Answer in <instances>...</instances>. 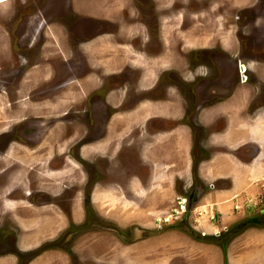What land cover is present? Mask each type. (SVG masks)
Returning <instances> with one entry per match:
<instances>
[{
	"label": "rangeland",
	"instance_id": "374dc122",
	"mask_svg": "<svg viewBox=\"0 0 264 264\" xmlns=\"http://www.w3.org/2000/svg\"><path fill=\"white\" fill-rule=\"evenodd\" d=\"M122 1L0 0V54L3 51L0 55L3 119L0 117V132L5 131L3 134L8 142L6 150L0 153V169L12 166L5 181L10 179L9 182L15 184V172H20L43 189H39L36 196L27 198L30 203L27 205H24L25 201L12 202L1 198L0 213L4 212V215L0 214V242L12 239L16 234L12 232L16 220L21 224L22 232L24 227L33 229L36 226L40 237L45 239L39 242L43 245L50 243L45 246L50 249H40L43 264L51 257L50 264H223V248L227 264H264V184L261 200L253 214L237 218L220 232L217 229L211 231L212 220L208 217L194 223L191 211L186 209V194L179 199V207L186 209L185 212L170 217L171 208L177 203V184L171 197L158 203L154 199L157 193L168 196L170 187H173L171 180L165 182L164 175L174 178L172 160L160 162L156 157L158 144L155 139L160 134L155 133L168 128L179 131L183 124L193 127L194 135L197 111L216 108L226 99L227 92L247 102V111L252 114L257 111H253L257 104L264 103V76L261 75V71L264 72V0H124V7H119L117 2L121 4ZM111 20H115L114 24L109 22ZM44 21L46 24L42 27L40 22ZM136 22L140 24L137 25L140 31L125 34L121 26ZM102 32V36L108 38L113 34L114 40L107 45V42L100 43L93 38ZM54 37L65 52L56 55L46 52ZM109 57L113 58L111 69L105 66L110 63ZM92 59L97 61L92 63ZM238 59L240 65L249 66L245 72L247 80H242L236 72ZM148 68L156 70L155 79L141 85L139 77ZM27 72L34 77L33 81L26 76ZM217 79L219 86L214 87L213 80ZM79 80L84 83L93 81L91 86L87 83L89 87L77 93L75 84ZM157 81L156 87L147 89ZM120 90L125 91L116 92ZM129 97L132 100L127 101ZM168 98L181 103L185 111L183 117H177L175 121L159 118L154 122L155 119L147 121L148 110L140 114L142 104L148 99L154 102ZM59 101H64V105L68 103L71 110L68 112L67 107H61ZM58 105L59 113L54 114ZM181 106L177 105L180 111ZM51 109L53 116L49 113ZM25 116L28 117L23 119ZM104 117L108 118L106 128L103 127ZM66 119L69 124L63 123ZM94 121L99 124V132L93 127ZM216 125L223 127L224 122ZM46 126L53 128L52 134L43 140L47 146L52 145L60 151L64 146L60 142L62 138L52 135L54 132L61 135V129L66 126L71 131H80L75 135L76 139L82 134L86 140L98 139L100 148L97 146L98 150L86 152L91 155L83 164L85 174L74 167L77 165L72 159L70 162L65 160V170L48 171L44 163L48 160V147L39 149V144L35 154L24 148L35 130L40 135L38 144L43 133L50 130ZM12 139L22 148L11 142ZM199 148L194 139V151ZM22 149L24 151L20 152ZM71 155L73 157V153ZM201 156L207 155L203 153ZM84 178L88 183L83 195L75 190V194L72 191L63 193L64 185L82 189L78 180ZM23 188L28 187L25 184ZM64 194L75 195L73 213L65 209L67 200ZM51 202L62 207L58 216L54 214ZM80 206L87 210L86 215ZM21 209L25 212L22 213ZM30 209L36 211L34 215L28 212ZM199 212L197 209L193 214L197 220ZM14 213L18 217H14ZM22 219L25 222L33 220L34 224L23 223ZM48 229L53 233L43 234ZM180 232L187 235V241L182 235L180 240L173 236L179 240L176 244L165 243L172 238L170 233ZM192 234L205 239L198 240ZM193 240L200 244H194ZM145 243L148 247L144 249ZM2 250L7 255L8 249L3 247ZM27 255L22 253L21 257ZM38 258L31 264H42Z\"/></svg>",
	"mask_w": 264,
	"mask_h": 264
},
{
	"label": "crops",
	"instance_id": "0c3cea01",
	"mask_svg": "<svg viewBox=\"0 0 264 264\" xmlns=\"http://www.w3.org/2000/svg\"><path fill=\"white\" fill-rule=\"evenodd\" d=\"M117 4L119 7H124L125 5L124 0L121 4L118 2ZM114 21L111 20L109 22L113 23ZM138 24V22L126 23L121 28L125 34L138 33L141 29H137L140 25ZM102 34L103 32L93 38L100 43L107 42V45L114 40L113 34L109 38L102 36ZM114 34L116 33L114 32ZM49 53L55 52L52 49ZM117 60L118 56L114 61L115 67L117 66ZM112 61L113 58L109 57L110 63H105V66L111 69L113 66ZM152 87L147 89H152ZM226 96V99L220 102L216 108H205L204 111H197L194 115V127L198 132L196 131L194 135L193 127L183 124L179 131L174 132V129H167L166 131L155 133L160 134L155 139L158 144L156 157L160 162L161 160L163 162H170L172 160L174 178L172 180L171 177L169 178V175H164L165 182L171 180L173 184H170L173 187H170L168 196L157 193L154 199H157L158 203L171 197L175 184H177V191H175L177 195L183 196L190 191L194 196L189 201L188 206L195 221L194 223L204 217H211L212 223L215 221V224L210 223L209 225L211 231L215 229L221 231V229H224V226H228L229 223L234 222L237 218L253 214L261 200L260 194L262 185L264 184V109H260L252 114L247 111L249 105L247 102L239 97H233L232 93ZM179 104L181 106V103ZM179 104L176 100H169V98L164 101L159 100L154 102L148 99L147 107L143 106L142 108V105L140 106L142 108L140 114L148 110L151 117L148 116L147 121L151 119L158 121L157 119L159 118L162 121H175L177 117L179 119L185 115L182 106L181 111L177 108ZM150 105L151 108H149ZM150 111L153 113H150ZM218 122H221V124L224 122L223 127L217 126ZM231 124L233 125L231 126ZM171 131L174 134L170 136ZM194 139H196V143L200 148L199 150H195L198 161L195 166V175L193 176L191 171L193 162L191 150L193 149ZM175 141L179 144L176 145ZM203 153H206L207 156H201ZM157 176L158 178L160 177L159 175ZM149 190L151 191L150 188ZM24 207L21 206V208ZM197 209L201 211L198 213L200 215L198 220L196 215L193 216ZM21 212L24 213L25 210L21 209ZM28 212L34 215L36 211L30 209ZM54 214L57 215L55 212ZM50 218H47V220ZM21 222L34 224L33 220L25 222L22 219ZM198 227L195 229L197 230ZM202 228L206 229L205 226ZM32 230H37L36 226ZM170 234H172V238L170 240L168 238L165 242L166 244L169 242L176 244L177 239L173 236H177L179 240L180 237L184 236L186 241L188 240L187 235L183 232ZM22 241L28 244L35 243L36 236L27 234L21 239ZM193 242L194 244H200L199 241L193 240ZM147 247V243L142 246L144 249ZM9 262L12 261L9 260Z\"/></svg>",
	"mask_w": 264,
	"mask_h": 264
},
{
	"label": "flooded vegetation",
	"instance_id": "af4514ba",
	"mask_svg": "<svg viewBox=\"0 0 264 264\" xmlns=\"http://www.w3.org/2000/svg\"><path fill=\"white\" fill-rule=\"evenodd\" d=\"M40 23H41L40 25L42 27H43V25L46 24L45 21L44 22H40ZM33 40H31V41H33ZM29 44L31 46V42ZM239 61L240 60L238 59V63H236V65H235L236 72H237L238 76H240V78L242 80H247V76L245 75V72L247 71V69H248L249 66L248 65H245V64H241L240 65ZM219 66L222 67L221 65H219ZM195 69H198V67H196ZM142 73L143 74L139 77V80H138V82L141 83V85L146 84V82H148V81H153L154 78H155L156 70H153V69H149L148 68V69L143 70ZM261 75L264 76V72L263 71H261ZM206 76L208 77V74H206ZM80 81L81 80H79V81L76 82V84H75L76 87H77V85H80L79 84ZM213 81H214L213 82L214 83L213 86L214 87H218L219 86L218 79L217 80H213ZM158 83H159L158 81L155 82V84H153V87L154 86L156 87L158 85ZM221 83L222 82H220V84ZM226 85H228V84H226ZM124 87H122V88H124ZM207 87H209V86H207ZM77 93H78V91H77ZM210 93H213V92H210ZM228 94H231V92H227L226 95H228ZM213 96H214V94H213ZM213 96H212L211 99L214 98ZM263 97H264V93H263ZM130 100H132V97L127 98V101H130ZM146 104H147V101L144 102L143 105L145 107H147ZM66 107H67V110L68 111L71 109L70 106H66ZM261 107H264V103H262V102H260L259 104H257V106L254 107L253 111H255V110L258 111V109H260ZM31 116L34 117L33 115H31ZM26 118L27 117H24V119H26ZM107 119L108 118H106V117H104V119H103L104 120V123H103V127L104 128H106ZM67 120L68 119L64 120L65 121L64 123L69 124V122ZM154 122H156V121H154ZM97 126H99V124L96 121H94L93 127H96L97 132H99V127H97ZM69 128H70L69 126L63 127V129H61V132H62L61 135H54L53 136V137L57 136L58 138H60V137L62 138L63 137L62 140H61V143H63L64 146H63V150L60 151L59 157L57 156L59 154L58 153L59 150H57L55 147L53 148L52 145H49L48 146V152H47V154L49 153L48 155H50V156H48V161H47L46 165H47V167L49 168V170L51 172H59V171L65 170V168H64V162H65V160L68 161V162H70V159H72V161L77 165V168H80L81 173L82 174H85L83 172V170H82V168L83 169L85 168L83 164H84V161L88 159L87 157H89L91 155V153H84L83 152V147L84 146H87L89 144V142H91L92 140H95L96 141L98 139L92 137L91 140H85L86 139L85 134H82L79 138L76 139L75 135H77L80 131L74 130L75 131V134H74L73 130L71 131V129H69ZM52 129L53 128L51 127V129L49 130L50 133L47 134V132H46L47 135L45 133H43V136H41V138H40L42 140L38 144H37V141H38L40 135L36 133V130L33 131L32 134H31V136L29 137L30 140L28 138V140L30 142L27 140V143L28 144H26V146L24 145L25 148H27L28 146H30V147H28V148H30L29 150L31 152L34 151L36 153V151L38 150L39 144H41V142H43V139L44 138H46L49 134L52 133ZM168 129H170V128H168ZM16 130H20V129H16ZM2 133H5V131L3 130V132L2 131L0 132V153L1 154L6 150L7 143H8L7 140H6V138H5V134H2ZM92 133H93V131H92ZM1 135H3V136H1ZM2 138H4V139H2ZM36 139H37V141H36ZM34 141H36V142H34ZM32 147L34 148L33 150H32ZM72 153H73V157L71 155ZM56 156L58 157L57 159H56ZM191 156H192V159H193L191 171L194 172L193 173V176H194L195 175V166H196L197 161H198L194 149L191 150ZM54 164H56V166ZM51 166H53V167L51 168ZM11 169H12V166L11 167H5V168L0 169V211L2 210V205H3L2 204V201H1V197H4L5 196V198H6L7 201H12V202L25 201V204L24 205H27V204H30V203H28V199L27 198L36 196L38 194V192H40L39 189L43 190L41 188V186L38 188L37 183L35 185V182L32 181V180H30L25 175H23L24 177H21L20 179H18L16 182H18V181L19 182L18 183L15 182V184H12L11 182H9L10 180L9 181H5L6 180L5 175H6V173L10 174L12 172ZM26 178H28V179H26ZM78 181L80 183H82V185H83V188L82 189H79V188L78 189H73L72 185H68V186H65L64 185V187L62 189L63 193H64V191L65 192H68V193H70V191H72V193L75 194V192H74V190H75L76 192L79 191L83 195V190L85 188V185L88 183V180L86 178H84L83 181L82 180H78ZM25 184L28 187L27 189H24L23 188L25 186ZM75 186L77 187V184H75ZM49 189H50V187H49ZM175 191H177V190H175ZM64 195L66 196V200H67V205L65 206V209H67L69 211V213H73L71 210H73L72 209V206H73V201H74L75 195H72L70 197L67 194H64ZM14 196H15V198H14ZM193 196L194 195L191 192L186 193V198L188 199V203H189V201H191V198ZM10 197H12V198H10ZM179 199H180V195H176V202L177 203H176V205L173 208H171V212L169 213L170 217H172V216L175 217L176 214L180 215V213L185 212V210L189 208L188 204L186 205V207H187L186 209H184L183 207H179ZM91 202H92V198L89 199V203H91ZM81 203H82V205L84 207L83 198H82V202ZM49 204L51 206H53L54 212L56 214L58 212L61 213L62 207L60 205L57 206V205H55L54 202H51ZM7 206H10V205H7ZM15 206H17V205L15 204ZM80 208L82 209V206H80ZM82 210H83V212L86 215L87 210H85L84 208ZM89 211L91 212L92 210H89ZM96 212H97V210H96ZM0 214H3L4 215V212H1ZM13 215H14V217H18V214L17 213H14ZM210 219H212V218L210 217ZM60 222L62 223V221H60ZM15 223H16V225H15V228L13 229L12 232H15L16 234L12 236V239H3V241L0 242L2 244V246H0V264H18V260L20 261L19 264H31L39 256H40V258H38V260L39 261H42V264H43V260H42L41 253H40V251H41L40 249L44 248L45 246L50 245V243H47L46 245H43V243H41L39 241L40 240H45V239H42L40 237V233H38L37 230H34L33 231L31 228L24 227V231L22 232L21 224H19L18 222H16V220H15ZM50 230L51 229H48L45 234H52L53 232H50ZM27 234L28 235L36 236L35 243L28 244L27 242H23V241L21 242V239L24 238L25 235H27ZM44 236H46V235H44ZM3 247H5V248L8 249L7 255H5L3 253L4 252L2 250ZM45 248H47V247H45ZM47 249H50V248H47ZM52 250H50V251H52ZM17 252L20 253V254H18V257L16 255ZM22 253H28V255L22 258L21 257V254ZM49 253L52 254V252H49ZM8 255L11 258L6 257ZM51 259H52V257L49 258L47 260V262L44 263V264H50ZM9 260H11L12 262H9Z\"/></svg>",
	"mask_w": 264,
	"mask_h": 264
},
{
	"label": "bare ground",
	"instance_id": "6f19581e",
	"mask_svg": "<svg viewBox=\"0 0 264 264\" xmlns=\"http://www.w3.org/2000/svg\"><path fill=\"white\" fill-rule=\"evenodd\" d=\"M220 27H221V26H220ZM45 32H46V31H45ZM51 35H53V34L51 33ZM184 37H185V35H184ZM54 39H55V37H54V38L49 42V44H48V45H49L48 47H50L51 50L48 49V51H46V52L49 53L50 51H52V49H53V51L55 52V55H56V53H63V52H65V50H64V48L61 46V44L58 43V41L56 42ZM91 46H92V45H91ZM88 47H89V46H88ZM88 47H87V49H88ZM100 47H101V46H100ZM61 48H63V50H61ZM96 48H97V47H96ZM92 50H93V49H92ZM140 50H141V49H140ZM87 51H88V50H87ZM4 52H6V51H4ZM128 52H129V51H128ZM86 53H88V52H86ZM129 53H130V52H129ZM1 54H3V51H2ZM1 54H0V55H1ZM53 54H54V53H53ZM88 54H90V53H88ZM131 54H132V53H131ZM5 55H6V53H5ZM134 55H136V54H134ZM42 56L44 57V54H43ZM90 56H91V55H90ZM93 56H94V55H92L91 57H93ZM137 56H138V55H137ZM1 57H2V56H1ZM137 58H139V56H138ZM93 60H95V59H92V63H93ZM98 60H99V59H98ZM133 60H134V59H133ZM95 61H97V59H96ZM90 62H91V60H90ZM98 62H100V61H98ZM98 62H97V63H98ZM92 63H91V64H92ZM99 65H100V63H99ZM93 66H94V65H93ZM100 66H101V65H100ZM97 67H98V66H97ZM100 68H101V67H100ZM100 68L98 67V69H100ZM94 69H96V68H94ZM101 69H102V68H101ZM34 70H35V68H34ZM91 70H92V69H91ZM102 70H103V69H102ZM25 71H26V70H25ZM36 71H37V69H36ZM36 71H35V72H36ZM28 72H29V71H28ZM28 72H27L26 76L30 73V72H29V73H28ZM102 72H103V71H102ZM102 72H101V73H102ZM122 72H123V71H122ZM118 73H119V72H118ZM144 73H145V72H144ZM91 74H92V73H91ZM102 74H104V73H102ZM102 74H101V75H102ZM112 74H113V73H112ZM116 74H117V73H116ZM142 74H143V73H142ZM45 75H46V72H44V76H45ZM28 76H29V75H28ZM87 76H90V75H87ZM91 76H92V75H91ZM95 76H96V75H95ZM29 77H30V76H29ZM32 77H33V76H32ZM32 77H30V78H31L30 81L34 78V77H33V78H32ZM100 77H101V76H100ZM142 77H143V76H142ZM23 78H25V76H24ZM27 78H28V77H27ZM35 78H36V77H35ZM93 78H94V77H93ZM106 78H107V77H106ZM46 79H47V78H45V80H46ZM154 79H155V78H154ZM36 80H37V79H35L34 81L36 82ZM43 80H44V79H43ZM27 81H28V80H27ZM32 81H33V80H32ZM92 81H93V80H92ZM92 81H91V82L88 81V84H90V86H91ZM22 82H23V81H22ZM22 82H21V83H22ZM89 82H90V83H89ZM85 83H86V82H85ZM85 83L83 82V80H81L80 83H79L80 85H77L78 93H79L82 89L85 90V89H87V88L89 87V86L87 85V83H86V84H85ZM95 85H96V84H94V86H95ZM92 86H93V84H92ZM30 87H31V86H30ZM98 87H99V86H97V89H98ZM19 88H20V87H19ZM28 88H29V87H28ZM92 88H93V87H92ZM100 88H103V87H100ZM105 88H106V86H105ZM20 89H21V88H20ZM26 90H27V89H26ZM88 90H89V89H88ZM88 90H87V91H88ZM19 91H20V90H19ZM19 91H18V92H19ZM27 91H28V90H27ZM73 92H74V91H73ZM84 92H85V91H84ZM116 92H120V93H122V92H124V91L120 90V91H116ZM116 92H114V94H112V96L115 95ZM138 92H139V91H138ZM4 93H5V92H4ZM25 93H26V92H25ZM82 93H83V91H82ZM109 93H110V92H109ZM17 94H18V93H17ZM76 94H77V93H76ZM80 94H81V93H80ZM67 95H68V94H67ZM63 96H64V94L62 95V97H63ZM1 97H2V96H1ZM23 97H25V96H23ZM60 97H61V96H60ZM69 97L71 98V96H69ZM115 97H117V96H115ZM67 99H68V98H67ZM124 99H125V98H124ZM18 100H19V99H18ZM18 100H17V102H18ZM56 100H57V99H56ZM122 100H123V99H122ZM25 101H27V100H25ZM38 102H39V101H38ZM47 102H48V101H47ZM59 102H60L59 105H60L61 107H63V108H65L66 106H69L68 103L64 105V101H59ZM24 103H25V102H24ZM43 103H44V102H43ZM65 103H66V101H65ZM69 103H70V102H69ZM71 103H72V102H71ZM139 103H140V102H139ZM37 104H38V103H37ZM37 104H36V105H37ZM39 104L41 105L42 102L39 103ZM48 104H49V102H48ZM1 105H2V104H1ZM29 105H30V104H29ZM40 105H39V106H40ZM59 105H58V109L55 110V113H54V114H56L57 111H58V113H59ZM106 105H107V104H106ZM126 105H127V104H126ZM130 105H131V104H130ZM142 105H143V104H142ZM21 106H22V103H21ZM21 106H20V107H21ZM25 106H26V105H25ZM32 106H33V105H32ZM46 106H47V105H46ZM48 106H49V105H48ZM48 106H47V107H48ZM54 106H55V104H54ZM56 106H57V105H56ZM122 106H123V105H122ZM127 106H128V105H127ZM158 106H160V105H158ZM158 106H157V107H158ZM161 106H162V105H161ZM2 107L4 108L3 105H2ZM27 107H28V106H27ZM30 107H31V106H30ZM51 107H53L52 104H51ZM70 107H71V106H70ZM32 108H33V107H32ZM40 108H41V107H40ZM42 108H43V107H42ZM48 108H50V107H48ZM116 109H117V108H116ZM133 109H134V108H133ZM62 110H65V109H62ZM62 110H60V111H62ZM70 110H71V109H70ZM70 110H69V111H70ZM108 110H109V109H108ZM118 110H119V109H118ZM120 110H121V112H123V111H122L123 109H120ZM128 110H129V109H128ZM69 111H68V112H69ZM132 111H133V110H132ZM233 111H234V110H233ZM53 112H54V111H52V109H51V111H49V113H50L51 115H52ZM123 113H124V112H123ZM54 114H53V115H54ZM66 114H67V113H66ZM119 114H120V113H119ZM119 114H118V116H120ZM2 115H3V114H2ZM53 115H52V116H53ZM61 115H62V114H61ZM64 115H65V114H64ZM123 115H124V114H122L121 116H123ZM141 115H142V114H141ZM3 116H4V115H3ZM16 116H17V115H16ZM52 116H51V117H52ZM0 117H1V120L3 121L2 116H1V110H0ZM25 117H26V116H25ZM27 117H28V116H27ZM114 117H115V116H114ZM116 117H117V116H116ZM150 117H151V116H150ZM14 118H15V117H14ZM14 118H13V119H14ZM19 118H20V117H19ZM41 118L43 119V117H41ZM56 118H57V117H56ZM56 118H55V119H56ZM120 118H121V117H120ZM23 119H24V118H23ZM23 119H22V120H23ZM31 119H33V118H31ZM36 119H37V118H36ZM42 119H41V120H42ZM115 119H116V118H115ZM15 120H16V119H15ZM15 120H14V121H15ZM38 120H39V119H38ZM47 120H48V119H47ZM50 120H51V118H50ZM117 120H118V118H117ZM125 120H126V119H124V121H125ZM127 120H128V119H127ZM56 121H58V120H56ZM110 121H111V120H110ZM115 121H116V120H115ZM121 121H123V119H122ZM19 122H21V121H19ZM19 122H18V123H19ZM54 122H55V121H54ZM80 122H81V121H80ZM117 122H118V121H117ZM23 123H24V121H23ZM23 123H22V124H23ZM35 123H36V122H35ZM51 123H53V122H51ZM61 123H62V122H61ZM63 123H64V122H63ZM82 123H83V122H82ZM115 123H116V122H115ZM125 123H126V122H125ZM125 123H124V124H125ZM131 123H132V122H131ZM5 124H7V123H6V120H5ZM14 124H16V123H14ZM29 124H30V123H29ZM31 124H33V123H31ZM116 124H117V123H116ZM116 124H115V125H116ZM234 124H235V123H234ZM16 125H17V124H16ZM16 125H15V128H16ZM41 125H42V124H41ZM41 125H40V126H41ZM50 125H51V124H50ZM115 125H114V126H115ZM232 125H233V124H231V126H232ZM4 126H5V125H4ZM4 126H3V127H4ZM60 126H61V125H60ZM62 126H63V125H62ZM3 127H1V128H3ZM44 127H45V126H44ZM46 127H47V126H46ZM50 127H51V126H50ZM85 127H86V126H85ZM10 128H11V127H10ZM47 128H48V127H47ZM113 128H114V127H113ZM48 129H51V128H48ZM76 129H77V128H76ZM108 129H109V127H108ZM10 130H11V129H10ZM40 130H41V129H40ZM42 130H45V128H44V129L42 128ZM8 131H9V130H8ZM58 131H59V130H58ZM73 132H74V134H75V131H73ZM174 132H175V131H174ZM174 132H173V133H174ZM48 133H50V131L47 132V134H48ZM173 133H171V134H173ZM2 134H3V133H2ZM45 134H46V133H45ZM47 134H46V135H47ZM51 134H52V133H51ZM54 134H55V132H54ZM54 134H53L52 136H54ZM171 134H170V135H171ZM179 134H180V133H179ZM5 135H6V134H5ZM49 135H50V134H49ZM55 135H57V134H55ZM115 135H116V134H115ZM1 136H3V135H1ZM42 136H43V135H42ZM168 136H169V135H168ZM56 137H57V136H56ZM176 137H177V135H176ZM182 137H183V136H182ZM43 138H44V137H43ZM51 138L53 139V137H51ZM62 138H63V137H62ZM94 138H95V137H94ZM180 138H181V137H180ZM2 139H4V138H2ZM13 139H14V138H13ZM13 139H12V140H13ZM48 139H49V138H48ZM56 139H57V138H56ZM90 139H92V138H90ZM96 139H97V138H96ZM182 139H183V138H182ZM29 140H30V138H29ZM29 140H28V141H29ZM50 140H51V139H50ZM85 140H86V139H85ZM88 140H89V139H88ZM99 140H100V139H99ZM110 140H112V139H110ZM117 140H118V139H117ZM166 140H167V139H166ZM166 140H165V141H166ZM176 140H177V139H176ZM179 140H180V139H179ZM25 141H26V140H25ZM36 141H37V139H36ZM36 141H34V142H36ZM43 141H44V140H43ZM59 141H60V140H59ZM173 141H174V140H173ZM11 142H13L14 144H19V143H16L15 140H13V141H11ZM29 142H30V141H29ZM44 142H45V141H44ZM49 142H50V141H49ZM60 142H61V141H60ZM81 142H82V141H81ZM111 142H112V141H111ZM175 142H176V141H175ZM181 142H183V141L181 140ZM181 142H180V143H181ZM46 143H47V142H45V145H42L43 142H41L39 149H42V148L44 149L45 147H48ZM75 143H76V142H75ZM75 143H74V144H75ZM83 143H84V142H83ZM83 143H82V144H83ZM100 143H101V142H100ZM113 143H114V141H113ZM176 143H177L176 145L179 144L178 142H176ZM26 144H28V143H26ZM26 144H25V146H26ZM114 144H115V143H114ZM163 144H164V143H163ZM170 144H171V143H170ZM181 145H182V143H181ZM183 145H184V144H183ZM10 146H11V145H10ZM14 146H15V145H14ZM20 146H21V144H19V147H20ZM43 146H44V147H43ZM97 146H98V141H97V140H96V141H95V140H92L91 142H89V144H88L87 146H84V147H83V152L86 153V152H88V151H90V150H95V149H97ZM99 146H100V145H99ZM99 146H98V147H99ZM179 146H180V145H179ZM28 147H30V146H28ZM28 147H27V148H28ZM35 147H36V146H35ZM114 147H115V146H114ZM185 147H186V146H185ZM21 148H22V146L20 147V149H21ZM24 148H25V147H24ZM24 148H23V149H24ZM99 148H100V147H99ZM101 148H103V147H101ZM182 148H183V147H182ZM23 149H22V151H20V152H23V151H24ZM28 149H30V148H28ZM33 149H34V148L32 147V150H33ZM39 149H38V150H39ZM105 149H106V148H105ZM177 149H178V146H177ZM8 150H9V149H8ZM12 150H14V149H12ZM51 150H52V149H51ZM97 150H98V149H97ZM35 151H36V150H35ZM59 151H60V150H59ZM33 152H34V151H33ZM47 152H48V151H47ZM51 152H52V151H51ZM104 152H105V150H104ZM111 152H112V150H111ZM15 153H16V152H15ZM26 153H27V155H29L28 151H27ZM13 154H14V153H13ZM20 154H21V153H20ZM34 154H35V153H34ZM48 154H49V153H48ZM48 154L46 155V156H47V159H48V156H50V155H48ZM17 155H18V154H17ZM24 155H25V153H24ZM30 155H31V153H30ZM36 155H37V154H36ZM39 155H40V154H39ZM39 155H37V156H39ZM41 155H42V154H41ZM109 155H110V154H109ZM3 156H4V155H3ZM7 156H8V155H7ZM40 157H41V156H40ZM30 158H32V157H30ZM109 158H110V157H109ZM24 160H25V159H24ZM38 160H39V159H38ZM111 160L114 161V159H111ZM32 161H33V160H32ZM36 161H37V160H36ZM47 161H48V160H46V161L44 160V163L46 164ZM109 161H110V160H109ZM25 162H26V161H25ZM27 162H28V161H27ZM37 162H38V161H37ZM49 162H50V161H49ZM33 164H34V163H33ZM39 164H40V163H39ZM39 164H38V165H39ZM41 164H42V163H41ZM48 164H49V163H48ZM70 164H71V163H70ZM38 165H36V166H38ZM51 165H52V164H51ZM107 165H108V164H107ZM34 166H35V165H34ZM40 166H41V165H40ZM40 166H39V167H40ZM41 167H42V166H41ZM52 167H53V166H52ZM70 167H71V166H70ZM70 167H69V168H70ZM74 167H77V166H74ZM37 168H38V167H37ZM54 169H55V168H54ZM108 169H109V168H108ZM37 171H38V170H37ZM48 171H50V170H48ZM39 172H40V171H39ZM15 173H16V174H15V177L13 178V179H15V180H13L14 182H16L20 177H23V174L21 175V173H19V172H15ZM64 175H65V174H64ZM13 176H14V175H13ZM62 176H63V175H62ZM57 178H58V177H57ZM9 180H10V179H9ZM18 182H19V181H18ZM18 182H16V183H18ZM50 182H51V181H50ZM50 182H48V183H50ZM11 183H12V182H11ZM11 185H12V184H11ZM135 188H136V187H135ZM1 194H2V193H1ZM1 198H2V199H5V196H4V197H1Z\"/></svg>",
	"mask_w": 264,
	"mask_h": 264
},
{
	"label": "trees",
	"instance_id": "16d2710c",
	"mask_svg": "<svg viewBox=\"0 0 264 264\" xmlns=\"http://www.w3.org/2000/svg\"><path fill=\"white\" fill-rule=\"evenodd\" d=\"M196 239L201 240V239H205V238H201L199 236H196L195 234H192ZM207 239V238H206ZM223 252L225 253V258H224V263L223 264H227V258H226V251L223 248Z\"/></svg>",
	"mask_w": 264,
	"mask_h": 264
}]
</instances>
